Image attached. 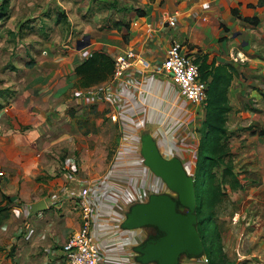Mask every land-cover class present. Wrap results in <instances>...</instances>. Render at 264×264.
<instances>
[{"label": "crops", "instance_id": "1", "mask_svg": "<svg viewBox=\"0 0 264 264\" xmlns=\"http://www.w3.org/2000/svg\"><path fill=\"white\" fill-rule=\"evenodd\" d=\"M70 1L7 0L0 19V34H36V28H20L25 22L54 28L42 45L44 55L36 54L38 46L29 57L23 50L26 60L15 63L19 78L4 83L14 95L0 97V264H62L56 249L80 227L76 202L84 187L94 203L91 233L99 264H138L131 248L142 235L119 228L123 213L164 188L143 165L140 135L149 131L165 156L192 165L194 149L185 130L205 118V110L184 99L155 67L178 42L194 62L207 55L208 62L232 67L230 86L241 81L243 91L249 67L228 59L224 37L229 28L235 34L248 29L253 39L264 35V0H109L105 12L90 10V0ZM55 10L65 11L60 14L69 35L57 32ZM200 14L209 16L207 21ZM170 18L174 26L155 25ZM217 19L225 27L218 29ZM80 29L79 40L70 32ZM127 50L142 54L150 67L132 66L122 80L111 74L79 86L75 68L92 53L114 60ZM261 59L250 58L251 68Z\"/></svg>", "mask_w": 264, "mask_h": 264}, {"label": "rangeland", "instance_id": "2", "mask_svg": "<svg viewBox=\"0 0 264 264\" xmlns=\"http://www.w3.org/2000/svg\"><path fill=\"white\" fill-rule=\"evenodd\" d=\"M108 1L90 0L89 9L108 11L110 7ZM153 1L148 0V2ZM70 2L75 5L81 4V0ZM61 12L65 14L62 10L54 12L55 20L60 23L57 32L69 35V30L66 33L68 23L64 20L63 14H60ZM199 17L202 21H207L209 16L200 14ZM27 24L28 22L21 24L20 28L25 30L26 27L27 31L36 28L32 31L36 34H0V97L10 98L14 95L13 87L11 85L5 87L4 83L6 80L11 82L19 78L16 61L26 60L25 55L29 57V51L37 46L36 54L40 56L44 48L42 45L54 31L49 24L38 25V27H28ZM217 24L218 29L225 27L221 19H217ZM260 27L264 31V23L260 24ZM229 29L226 32L228 36L224 37V41H229L226 44L228 59L242 65L243 68L249 67L242 75L243 85L246 84L243 91L238 90L241 81L230 86L228 91L233 106L226 122L228 149L224 156V167L227 164L231 168L239 185L237 183L235 188L231 187L235 181L232 176L223 173V165L214 168L213 172L220 182L223 194L221 201L208 211L206 223L198 226V230L204 242V255L213 264H264V35L259 34L253 39L247 34L248 29L246 34H243V30L235 34ZM70 33L81 39V29ZM18 51L23 52L19 54ZM239 51L244 53L245 59L243 56L238 58L235 55ZM232 53L237 57L236 61L231 58ZM254 57H261L263 63L259 62L260 66L251 68L249 59ZM199 106L200 110H205V102ZM241 112L243 114H239ZM196 121L199 122V120ZM198 124L196 129H190L187 132L185 130V137L189 138L188 144L194 149L193 152L189 151L193 153L192 165L185 168L194 177L196 175L195 156L204 131L203 123ZM1 174L2 172L0 176ZM204 179L205 177L201 180L205 183ZM85 188L90 195L89 188ZM133 190L136 193L135 188ZM14 203L16 204L17 200Z\"/></svg>", "mask_w": 264, "mask_h": 264}, {"label": "water", "instance_id": "3", "mask_svg": "<svg viewBox=\"0 0 264 264\" xmlns=\"http://www.w3.org/2000/svg\"><path fill=\"white\" fill-rule=\"evenodd\" d=\"M140 156L164 188L132 202L123 213L119 228L142 235L131 248L134 261L185 264L202 258L205 248L198 230L194 175L179 157L165 156L147 130L140 135Z\"/></svg>", "mask_w": 264, "mask_h": 264}, {"label": "trees", "instance_id": "4", "mask_svg": "<svg viewBox=\"0 0 264 264\" xmlns=\"http://www.w3.org/2000/svg\"><path fill=\"white\" fill-rule=\"evenodd\" d=\"M6 5L7 0H0V19ZM253 21L256 22V20ZM195 63L198 64L201 79L208 80L204 131L195 156L196 213L200 227L206 223L208 211L221 201L223 194L220 182L213 170L220 165L223 167L225 165L224 156L228 149L226 122L227 114L231 110L228 89L234 76V69L224 64L215 65L214 60L208 62L207 55H203L202 59ZM75 73L79 86L87 88L107 80L113 74V60L102 52H94L75 68ZM222 171L225 175L233 177L235 183L231 187L235 188L237 183L239 185L227 164ZM204 177L205 183L201 180ZM208 262L213 264L209 259Z\"/></svg>", "mask_w": 264, "mask_h": 264}, {"label": "built area", "instance_id": "5", "mask_svg": "<svg viewBox=\"0 0 264 264\" xmlns=\"http://www.w3.org/2000/svg\"><path fill=\"white\" fill-rule=\"evenodd\" d=\"M155 25L174 26L175 19L162 20ZM151 31L152 26H148ZM238 58L244 57V53L237 52ZM237 57L231 54V58L236 61ZM132 66L149 68L150 63L142 55L127 50L117 54L113 60V79L122 80L126 70ZM155 71L164 77L171 79L178 89L180 95L195 105L204 104L207 97L208 83L202 80L198 65L193 58L185 51L181 43L173 42L166 50V56L160 65L155 67ZM87 188H82L81 197L76 202V207L80 214V227L71 233L67 239L58 246V254L62 264H99V251L91 233L93 219V202L88 198ZM202 259L208 263V257L204 255Z\"/></svg>", "mask_w": 264, "mask_h": 264}]
</instances>
